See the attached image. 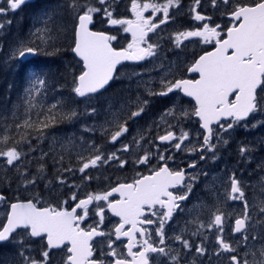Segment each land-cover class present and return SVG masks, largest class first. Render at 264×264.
I'll use <instances>...</instances> for the list:
<instances>
[{
	"label": "snow or ice",
	"instance_id": "1",
	"mask_svg": "<svg viewBox=\"0 0 264 264\" xmlns=\"http://www.w3.org/2000/svg\"><path fill=\"white\" fill-rule=\"evenodd\" d=\"M6 3L7 8L0 7V15L19 9L26 0H6ZM113 3L114 0H66V10L74 21L72 51L83 63L80 74L74 76L72 81L74 85L72 92L77 97L90 99L93 94L106 90V86H109L115 78L117 65L123 61L140 62L148 58L155 60L161 57L162 45L159 42H149L151 38L148 34L155 33L161 25L172 19L169 15L170 9H178L181 6V0H166L162 4L130 0V10L134 19H128L114 16ZM205 7H210L213 12L218 11L222 18L230 20L231 23L224 25L215 23L212 16L205 15L200 10ZM148 9L152 10V15L145 16V11ZM101 13L109 25H120L124 32L131 33L132 40L126 48L117 49L112 46V41L117 39L116 36L91 30L90 25H93L94 17ZM157 13H162L163 18L154 19ZM189 13L194 21L201 22L200 25L192 30L173 33L169 37V42L173 44V48H180L182 42L189 38H200V42L204 44H214L213 51L204 52L187 68L188 72L197 73L199 78L170 79L169 77L173 74V64L168 61L165 65L163 59L155 65V69L161 70L158 78L150 75L149 79L143 80L140 79L141 73H133L132 75L138 78L137 88L142 87L149 98L137 95L135 100L122 102L119 108H115L110 102L105 112L107 118L100 126L101 131L105 133L115 127L116 130L111 131L109 138V142L115 145L128 133V122L136 120L146 111L151 98L167 97L176 92L193 98L195 104L191 111L183 108H179L178 111V106L173 105L161 114L160 121L166 124L165 134L155 137V141L159 143L148 140V143L157 149V153L145 150L144 154L135 160V163L147 165L154 157H158L159 161L163 162L162 166L153 169L151 175L142 176L132 183L118 184L107 192L89 193L83 199H78L77 194L73 193L70 199L75 202V206L70 211L64 207L52 205L38 206L41 201L36 197L27 200L17 199L16 202L8 205L6 222L0 225V244L13 242L19 245L18 256L22 264H53V250H62L66 242L70 244V247H67L62 264H152L154 260L161 257L168 264H180L181 251L188 254L193 250L196 257H206L208 264H213V258L218 260L224 254H227V264H264V245L253 248L248 244L250 228L256 229L251 236L252 241L264 240V233L259 231L260 227H264V219L252 222L248 200L245 199L241 181L235 172L228 177L230 191L227 193V200L242 201L243 214L234 218V225L230 223L233 218L232 213H226L221 209L217 197V206L207 223L196 216L193 220L186 222L185 228L179 233L166 235V224L173 219L174 213L178 210L184 211L181 209V203L190 198L194 184L200 175L188 174L183 168L172 170L168 167L166 160H171L173 157L170 155L166 157L164 153L158 151L161 144L167 143L176 150H182V146L191 136L189 131L181 129L177 134L171 129L181 127V122L185 119L198 118L202 131H198L196 136H202V143H199L198 147L193 145L186 150L190 153H204L199 157L202 161L206 159L207 154L215 160L218 158V146L228 143L223 138L225 134L238 125H243L247 129L250 118H254L257 114L264 115V0H249V2L208 0L207 5L202 4V0H192ZM54 21V12L43 11L37 18V22L42 27L36 28L32 33L45 48L54 47L58 38ZM6 23L10 24L11 21ZM3 27L4 23H0V29ZM34 42L30 41V43ZM42 51L44 49L41 47L27 46L21 42L19 49L10 53L9 59L23 60L28 56H36ZM45 54L54 53L45 52ZM154 82L159 84L158 90L153 88ZM46 83L47 78L43 69L29 70L28 86L24 89V95L21 98L24 107L23 115L26 118L19 123L0 127V133H2L0 143L6 144L12 139L14 134H9L10 128L14 127L19 133V138L12 140L11 147L0 150V158H4L7 166H16L27 155L22 151L23 145L27 144L29 150H32L27 129L35 128L43 137L44 129L52 127L57 122L55 110L61 101L48 106L43 115L37 112V119H32V111L37 107V96L40 95ZM17 107L19 105L14 106L11 113L13 121L18 119ZM132 107H135V110L130 111V115H126L122 120L121 113ZM96 111L95 107H91L87 110V114L95 115ZM77 116L75 109L60 114L61 119L68 120ZM168 117L176 120L177 123L167 124ZM229 118L231 122H228ZM4 119L7 120L8 117ZM153 123L159 128L158 122ZM258 126H264V119L256 120L251 124L252 129ZM95 130V126L85 127V131ZM144 132L150 134L151 126ZM145 140L146 135L138 131L130 143L121 144L115 152L107 154L101 150L100 145L86 142L88 148L96 154L87 159L78 154L77 158L81 164L78 171L84 174L89 168H97L113 161H118L120 167H124L128 161L121 159L117 153H130L133 148L140 150L141 142ZM252 151L253 148L250 145L243 143L238 148L242 159L247 157L250 160ZM196 167L195 161L188 165L189 169ZM257 167L264 168V162ZM41 168H43L42 165ZM65 171L71 173L74 170L68 168ZM27 175V170L20 172L25 188L36 183V177L28 179ZM203 175L208 174L203 173ZM84 178L91 179L86 175ZM59 183L64 184L65 180L60 178ZM177 186L183 189L180 195L169 190ZM113 193H118L120 199L110 200L109 197ZM5 201L6 197L0 194V202ZM207 207L204 204L193 205V208L188 211L191 214L193 210ZM106 212H111L120 218L119 223L110 231L103 230ZM257 215L264 217V206L259 208ZM89 218H95V222L85 230L81 224ZM226 223L232 235H241V240L236 241L235 245L232 241L225 239ZM189 225H195V230L190 231ZM17 229L23 230L28 238H40L45 241L39 251V258L26 254L33 250L26 245L24 237L14 239ZM205 229L215 234L214 250L211 252L205 243L209 239L207 235H204ZM185 233H189L191 237H202L201 242L194 244L191 239L185 238ZM122 237L127 238L126 244L121 240ZM94 238H100L102 241L99 252L102 258L100 259L94 258ZM168 241L178 243L179 250L173 248ZM118 242L126 252L118 248ZM241 246L246 249L242 256L237 254ZM201 264H204L203 260Z\"/></svg>",
	"mask_w": 264,
	"mask_h": 264
},
{
	"label": "flooded vegetation",
	"instance_id": "2",
	"mask_svg": "<svg viewBox=\"0 0 264 264\" xmlns=\"http://www.w3.org/2000/svg\"><path fill=\"white\" fill-rule=\"evenodd\" d=\"M141 2H154V3L162 4L165 3L166 0H141ZM243 2H249V0H243ZM207 3L208 0H202V4L207 5ZM191 4H192V0H181V6L178 9L177 8L170 9L169 15L170 17H172V19L169 20L168 23L161 25L160 28H158L155 33L148 34L149 37L151 38L149 42L151 43L159 42L162 45L160 50L162 53L161 57H158L155 60L148 58L145 61H140V62H134V61L121 62V64H118L116 67L114 80L110 82L109 86H106V90H101L99 94H93L90 99L84 97H77L72 92L70 96L71 100H68L71 101L69 111H71V109L73 110L74 107L77 113L81 115V106L79 103H81L86 109L95 107L97 109L95 115H88L87 112L86 115L89 117L88 121H93V120L98 121L103 117H106L105 112L110 102L114 104L115 108H119L122 102H126L128 100H135L137 95H140L146 99L149 98L147 94L144 92L142 87L139 89L137 88L138 78L133 76L132 74L141 73L142 75L140 79L143 80L149 79L150 75L158 78L161 70L155 69V65L159 64L162 59L164 60L165 65H167L168 61H171L173 64V70H172L173 74L171 77H169L170 79H198L199 78L198 74L188 72L187 68L191 66V64L194 62L195 59H197L200 55H203L204 52L213 51L214 44H204L200 42V38H189L188 40H184L182 42L180 48H173V44L169 42V37L173 33L179 31H185V30H192L200 25L201 22L194 21L192 19V15L189 13V8ZM0 7L7 8L6 0H0ZM130 8H131L130 0H114V3L112 5L113 14L116 18L134 19V16ZM23 10L27 11L24 7ZM37 10L29 9L28 11L34 12ZM200 10L205 15L212 16L213 21L215 23H219L221 25L231 23L230 20L222 18L218 11L213 12V10L210 7H205ZM149 15H152L151 9L145 11V16H149ZM157 17L163 18V14L157 13L154 19H156ZM6 21H11V23L8 24L6 23ZM0 23H4V27L0 29V32L4 31L3 33L4 34L6 33L5 41L3 42V40L0 39V43L3 44L5 43L3 46L0 45V50L2 51L4 50V52H7L8 47L6 43H8L11 38L10 27L12 24V11H8L7 14L5 15H0ZM23 26L25 27L26 23L23 22ZM90 28L92 31L105 32L108 35L116 36L117 39L115 41H112V46L117 49L126 48L127 45L132 40L131 33L124 32L123 27L120 25H115V26L109 25L107 23V19L103 16L102 13L94 17V23L93 25H90ZM73 56H74V60L77 61V63L74 64L75 67V72L73 74L74 77L80 74V71L83 68V64L79 59L76 58L75 55ZM2 57L3 55H0V59H2ZM32 58L33 56L26 60H21V59L8 60L12 73L11 75H13V76L11 75L9 76L8 73V76L11 79H17L20 74V80L22 81L19 83V86H23L24 84L23 81L25 82L28 80L29 70L36 67L35 65L32 66L31 63ZM1 63L3 62L0 61V66ZM56 74H58V69H57V61L55 60L53 63V75L56 76ZM53 84L54 86L52 87V90L56 92L59 86L58 78L53 77ZM73 86L74 85L72 83L71 91ZM153 88L158 90L159 84L157 82H154ZM45 90L46 88L44 86V88L42 89V98H41L44 103L47 100L43 98L45 95L44 94ZM101 95H104L105 97L101 101H95L96 98H98ZM107 100H112V101H107ZM56 102L57 100L55 101V103ZM194 104L195 101L193 98L187 97L181 92L169 94L167 97L151 98V103L149 107L146 109V111L136 120L128 122L129 131L120 139L125 144L130 143L132 141L133 136H136L137 132L139 131L141 132V134L146 135V140L141 142L142 148L140 150L133 148L130 153H123V152L117 153V155L120 156L121 159L128 161V163L124 167H120L118 161H113V162H109L108 164H102L97 168H89L86 170L84 174L78 171V168L81 166V164L78 161V158L76 157L77 156L76 153L81 149H87L86 151L85 150L83 151V155L85 159H87L91 155L96 154L95 152L92 151V149L88 148V144L86 142H94L96 145H100L101 150L104 151L106 154L115 152L118 148H120L121 143L118 142L115 145L111 144L109 140H106L107 137L106 135L108 134L97 130L92 133H86L85 135H81L77 133L79 132V130H77V125L80 120H77L76 118L69 120L70 130L73 131L72 138L74 139L75 144L74 147L72 148L71 153L68 156V163L69 166L73 165L72 167H69L74 170L72 173L80 176L78 179H76L75 177L73 178V182L71 185V189L74 186L73 193L77 194L78 199H83L89 193L96 194V193L107 192L110 191L113 187L118 186V184L132 183L135 179H139L142 176L151 175L153 169L162 166L163 162L159 161L158 157H154L147 165L135 163V160L137 159L138 156L143 155L145 150L153 153H157V149L154 147V145L149 144L148 140L155 141V137L157 135L165 134L166 124L160 121L161 114L164 113L167 109L173 107V105L178 106L177 109L178 111L179 108H183L187 111H191ZM132 110H135V107H132L130 110H126L125 112L121 113V119L123 120V118L126 115H130V111ZM257 116H259L260 118L255 119ZM261 119H264V115L257 114L254 118L249 119L248 124H251L253 122H256V120H261ZM166 120H167V124L175 125L177 123V121L172 119L171 117L166 118ZM154 121L160 124L159 128H157L156 125L153 123ZM228 122H231L230 118ZM149 126H151L150 134L144 132V130L148 129ZM184 127L191 128L190 130H188L191 133L189 142L195 140L197 142V147H198L199 143H202V136L200 137L196 136V133L198 131H202L199 127L198 118H192L191 120L185 119L181 122V127L173 128L171 130L179 134L181 129H183ZM112 128L115 129V127ZM231 131L236 132L237 135L243 136L242 138L237 139L239 142V147L242 143L247 145V142L245 140L246 137V139L249 142V145L253 148V151L250 153L251 159L249 160L247 157L244 158L243 168L246 177V181L244 185L245 187L247 185L246 187L247 191L249 193L256 192L253 195L245 196V199L248 200V203L250 207H252V210L254 209V211L249 213V215L252 216V222H255V220L257 219H264V217H260L257 215L259 208L261 206H264V194L257 193V192H263L264 190V180H262V178H264V168L257 167V165H260L262 162H264V126H258L254 130L248 129L247 131H244L240 129L238 125L234 129L230 130L229 133L225 134L224 137H230ZM155 142L159 143L158 141ZM188 146H189L188 144H185L184 146H182L183 150H176L171 145L164 143L161 144L158 151L160 153H164L166 157L169 155L173 157V159L171 160H166V163L170 169L179 170L183 168L186 170V173H192V172L196 173L199 170L200 163L202 161L200 160L199 157L201 154L204 153L196 152V154H199V156L196 157V159L189 161L188 158L190 157V152L186 150ZM234 147L235 144L234 142L231 141H229L225 145L218 146L217 153L219 154L220 157L219 161L220 162L225 161L226 167L230 165L236 166V163L239 162L236 161V159L241 158L240 154L234 153L235 151ZM193 161L196 162L197 167L195 169H189L188 165L193 163ZM77 165L80 166L78 167ZM219 169H226V168H224V166H221V164H219ZM85 175L91 177V179L85 180L84 178ZM229 185L230 184L228 183V186ZM169 190L173 191L174 194L177 195H180L183 192L181 186H177L176 188H170ZM2 194L5 196L4 193ZM72 194L63 195L62 197H59V199L55 200V202L58 204V207H62L63 205L66 204L64 208L67 209L72 208L75 205V202H73L70 199ZM109 199L118 200L120 199V196L118 193H113V195L109 197ZM62 201H67V203H64L62 205ZM51 202H53V200ZM236 202L243 203L242 201L227 200V204L223 206L224 209L222 210L227 213L228 210L232 207V205ZM190 204H191V200L189 199L181 203V209H184V211L178 210L176 213H174L173 219L170 220L168 224H166L165 226L166 235L171 236L174 235L175 233H179L182 229L185 228L186 222L193 220L196 216H199L200 220H203L205 223H207L211 217V213L215 211L216 208L213 205L208 204L209 206L207 205L208 206L207 208H200L197 210H193L190 214L188 211V209H192ZM253 205H255V207H253ZM239 215H242V213L233 214L232 215L233 218L231 219L230 223L234 225V218ZM119 219L120 218L116 217L113 213L106 212V219L103 225V230L110 231L111 229H113V227L119 223ZM94 222H95V218H89L81 224V227L87 230L89 225H93ZM189 229L190 231H194L195 225H189ZM255 231L256 229H251V228L249 229L248 244L250 247L259 248L261 245H264V240L257 239L256 241H252L251 236L252 234L255 233ZM259 231L264 233V227H260ZM204 235H207L209 237V239L205 243L209 248V251L211 252L214 250L215 234L213 231H209L205 229ZM224 236L226 240L232 241L234 245L236 241L241 240L240 234H235V235L231 234L227 223L225 225ZM185 238L191 239L194 244H199L202 239V237H191L189 233H185ZM94 240H95L94 258L100 259L102 258L99 255L102 241L100 240V238H94ZM121 240L123 241L124 244L127 243L126 237H122ZM35 241H39L41 243L40 248L36 252L37 255H35L37 258H39L38 257L39 251L42 249L45 241H42L40 239H35ZM168 243L171 244L173 248L179 250L180 246L178 243H173L172 241H168ZM117 246L121 251L126 252V250L122 248V245H120L119 242ZM67 247H70V244L66 243V246H62V250L61 249L53 250L52 257L54 258L56 263L57 261H59V263L62 264V259L67 252ZM135 250L136 249H134V251ZM245 250L246 249L243 246H241L237 254L242 256ZM201 260H203L204 264H208L207 258L196 257L194 254V250L192 253H188V254H185L183 251H181L180 264H189V262H191V264H201ZM152 264H168V262L161 257L158 258L157 260H154ZM213 264H227V254H224L218 260L216 258H213Z\"/></svg>",
	"mask_w": 264,
	"mask_h": 264
},
{
	"label": "rangeland",
	"instance_id": "3",
	"mask_svg": "<svg viewBox=\"0 0 264 264\" xmlns=\"http://www.w3.org/2000/svg\"><path fill=\"white\" fill-rule=\"evenodd\" d=\"M33 0H26V4L22 5L19 9L12 11V24L10 27V31H11V38L10 41L8 43H6L7 45V52H4V50H0V55H3L2 59H0L1 62V66L0 68L4 71H6L7 73H9V76L12 74L11 73V69H10V65H9V56L10 53H12L14 50H18L20 47L21 42H23V44L30 46L29 45V37L33 38L32 33L35 31L36 28L42 27V25L40 23L37 22V18L41 15V13L45 10H50L53 6H48V5H41L40 7H38L37 11H28L26 5L30 2H32ZM23 7L29 12V14L27 15V11L23 10ZM24 11L26 13H24ZM26 21V26H23V22ZM4 31L0 32V39L3 40V42L5 41L6 37L5 34L3 33ZM35 41L39 42L37 40V38H35ZM5 44V43H4ZM3 43H0V45H4ZM33 47V46H32ZM8 63V64H7ZM5 72V73H6ZM13 76V75H11ZM22 80H20L21 82ZM15 85L17 86V82L18 80L15 81ZM23 86H19V88H17L15 92V94L13 96L17 97L16 101H19L21 104V112H22V117L23 119H25L26 117L23 115L24 113V107L22 105V97L24 95V89L28 86V80L27 81H23ZM20 92V93H19ZM105 96L101 95L98 98H96L95 101H101ZM39 98H42V90L40 95L37 96V100L36 102L39 100ZM91 101V100H89ZM107 101H112V100H107ZM41 107L43 106V104L40 102ZM81 106V115L78 114V116L76 117L77 120H80L78 125H77V130H79V134L81 135H85L86 133H92L94 131H85V127H92L95 126V129L97 131L103 132L100 129V126L102 124H104V121L106 120L107 117H103L102 119L96 121H88L89 117L86 115V112L88 109H86L81 103H79ZM40 107V108H41ZM99 108V107H98ZM123 113V112H122ZM11 114H9L7 117H10ZM260 117L257 116L255 119H259ZM255 123V122H253ZM252 124V123H251ZM251 124H249V127L246 129L245 127H243V125H239V128L247 131L248 129L254 130L251 128ZM190 127H184L183 130L184 131H188L190 130ZM256 129V128H255ZM95 130V131H96ZM116 129L111 128V131H115ZM111 131L107 132L108 135H106V140H109L110 135H111ZM105 133V132H103ZM56 134V135H55ZM72 134L73 131L70 130V123L68 124V129L67 132L64 133L63 131H54L51 132L50 134H46L44 135L42 138L39 137L37 139H39L38 144H34L32 146V150L28 151L27 155H25L21 161L18 162V164L16 166H21L23 167V170H27V178L31 179L33 177H36V183L34 185H29L27 188L24 187V185L22 184V187L19 188L21 189L20 194L21 196H25L26 198L29 199H33L34 197L38 198L41 203L39 205L41 206H47L46 204H42V202H48L50 201V203L53 206L58 207L57 203H54L55 200L59 199V197H62L63 195H68V194H72L74 191V186L71 189V185L73 182V178L75 177L76 179H78L80 176L75 175L74 173H69V172H65V175H59L58 173L54 176V177H49V179H46V177L41 173V170L38 169V167H41L39 165H41V163L43 162L44 158L46 156H48L51 152V156H54V164H58L59 161H63L65 166L67 167L66 169H68L69 167H72L73 165L69 166L68 163V156L72 151V148L74 147V139L72 138ZM50 135V136H49ZM58 135V136H57ZM47 136V138L45 139V137ZM51 137V138H50ZM243 136L241 135H237L236 132L231 131L230 132V137H224L223 138L225 140H227L228 142H234L235 144V154H239L238 152V148H239V142H238V138H242ZM0 138H2L1 134H0ZM55 138V140H54ZM52 140V141H51ZM245 140L247 142V145H249L248 140L245 137ZM46 141V144H45ZM50 142V143H49ZM55 142V143H52ZM119 142L121 144H125L124 142H122L121 140H119ZM45 146H44V145ZM185 144H188V148L192 147L193 145L197 146V142L195 140H192L191 142L187 141L185 142ZM54 148L52 151H49L50 148ZM55 145V146H54ZM221 146V145H220ZM57 147V148H56ZM47 150V151H46ZM183 150V149H182ZM53 151H55L53 153ZM83 151L84 149L79 150L76 153V157H78L79 155H83ZM47 153V155H43V153ZM37 153V154H36ZM43 155V156H42ZM40 157V161L36 158ZM84 156V155H83ZM199 154H196V152H191L190 153V157L188 158L189 161H192L194 159H196V157H198ZM218 158L217 159H212L210 154L206 155V159L201 161L200 163V168L199 170L195 173H188V174H200L199 175V179L196 181V183L194 184L193 187V192L189 198V200H191V204L190 206L193 208V205H201V204H211L214 207L217 206V197L218 200L220 202V207L221 209H224L223 206H225L227 204V193L230 190V185L228 186V177L235 172L237 178L241 181V186L245 192V196L247 195H253L256 192H248L244 183L246 181V177H245V173H244V168H243V164H244V158H239L236 159V161H239L236 163V166H228L226 167L225 164L226 162H220L219 161V154L217 153ZM43 157V158H42ZM62 157V159H61ZM75 157V158H76ZM35 158V159H34ZM60 159V160H59ZM40 163H38V162ZM52 161V160H51ZM58 161V162H57ZM0 164H4V158H0ZM39 164V165H38ZM219 164H221V166H224V168L226 169H219ZM239 164V165H238ZM78 166V165H77ZM80 166V165H79ZM78 166V167H79ZM203 173H207L208 175L205 176L203 175ZM63 178L65 180L64 184L59 183V179ZM209 185H211V187H209ZM183 190V189H182ZM257 193H263L264 194V190L263 192H257ZM53 200V202H51ZM222 202V204H221ZM64 204V201H62V205ZM49 205V204H48ZM66 205V204H65ZM65 205H63L62 207H64ZM209 206V205H208ZM254 209L252 210V207H250L249 205V213L253 212ZM7 212V205H3L0 208V219L5 218V214ZM227 213H232L233 214H239L242 213L243 214V203H234L232 205V207L228 210ZM20 237H24L25 239V243L27 246H30L31 249L33 251H31L30 253H26V254H30V255H37L36 252L37 250L40 248V242L39 241H35L31 238H28L25 235V232L22 230V232H18L14 239L18 240ZM18 251H19V245L10 242V245L7 246L6 248V254L4 256L5 260L7 259L8 261L11 262V264H22V261L20 259V257L18 256ZM39 257V254H38ZM2 258V257H1ZM1 259L0 264H7V262H3V259ZM20 261V262H18ZM54 258H53V264H60L59 261L54 262Z\"/></svg>",
	"mask_w": 264,
	"mask_h": 264
},
{
	"label": "trees",
	"instance_id": "4",
	"mask_svg": "<svg viewBox=\"0 0 264 264\" xmlns=\"http://www.w3.org/2000/svg\"><path fill=\"white\" fill-rule=\"evenodd\" d=\"M41 5L53 6L51 8V11L55 13L54 28L56 30V35L58 38L56 40L54 47L45 48L44 45L35 41L36 38L35 36H33V38L29 37L30 41H35L34 43H30L29 41L30 46L41 47L44 49V51H42L40 54L34 56L31 59L32 66L35 65L36 66L35 68L43 69L47 78V83L45 85L46 90L44 91L45 94L44 99L47 100L44 103L42 99L39 98L38 102H36L37 107L32 111V119L33 120L37 119L36 117L37 112H40L41 115H43L44 111L47 110L48 106L54 104L56 100L61 101V103L58 105L57 109L55 110L57 122L52 127L44 129V131L46 132V133L44 132V135L49 134L50 132H54L56 130L60 132L63 131L64 133H66L68 129L69 120L61 119L60 114L69 112L70 104H71L70 103L71 101L68 100H71L70 98L72 93L71 86H72L73 74L75 72L74 64L77 63V61L74 60V56L72 55V51H71L72 45L74 43V32H73L74 21L72 19L71 14L66 10V0H33L31 3L29 2L26 5V7L27 10L29 9L37 10V8L40 7ZM61 5H64V7H60ZM24 13L26 12L24 11ZM28 14L29 12L27 11V15ZM24 23H26V21H24ZM56 49H58V51H56ZM45 52H52L54 54L47 55L45 54ZM55 60L57 61V69H58V74H56V76L53 75V63ZM5 72L6 71L0 68V127H5L8 124L19 123L23 120L22 112L20 110L21 109V104L19 102L20 100L17 99V97L13 96L15 94L14 91L17 90L20 83V74L17 79H11L8 76V73ZM53 77L58 78L59 81L58 90L56 92L52 90V87L54 86ZM16 80H19L17 82V86L15 85ZM10 85L11 88H9ZM40 102L43 104L42 107ZM17 105H19V107L16 108L18 119L13 121V119L10 116L8 117L7 120H5L4 117H7L9 114H11L14 106ZM21 131L24 130L21 129ZM27 131L29 133V141L31 143V146H33L34 144H38L39 139L37 138L41 137L39 135V132H37L35 128L27 129ZM0 134L2 136V133ZM9 134H14V135H12V139L9 140L6 144L0 143V150H6L8 147H11L12 140L19 138V133L16 132V129L14 127L9 129ZM50 150L51 151L53 150L52 145ZM22 151L28 153L29 148L27 144L23 145ZM50 154L48 155L47 158L45 157V159L43 160L44 163L43 162L41 163L43 168L38 167V169L41 170V173L46 177V179H49V177H54L57 173L59 175L61 174L62 176L65 175L66 172L65 169L67 167L65 166L64 162L59 161L58 164H54L53 162L54 158H52L53 156H51ZM46 164L50 166H47ZM20 172H24L23 167H21L20 165L7 166L5 163L0 164V192L4 193L6 197V201L3 203L4 205H7L8 202L11 200L26 198L25 196H21L20 194L21 189L19 188H21L23 184L22 178L20 176ZM54 203L56 202L54 201ZM42 204L47 205L51 203L50 201H48V202H42ZM3 220H4V216L3 218L0 219V225H2ZM18 232L20 233L22 231L20 230ZM9 245L10 242L0 244V262L1 259L4 258L6 254V248ZM3 262H7V264H11V262L8 261L7 259L5 260V258L3 259Z\"/></svg>",
	"mask_w": 264,
	"mask_h": 264
},
{
	"label": "bare ground",
	"instance_id": "5",
	"mask_svg": "<svg viewBox=\"0 0 264 264\" xmlns=\"http://www.w3.org/2000/svg\"><path fill=\"white\" fill-rule=\"evenodd\" d=\"M13 86V85H12ZM20 93V92H19ZM44 98V97H43ZM38 102V101H37ZM73 109H74V107H73ZM72 110V109H71ZM80 112V111H79ZM79 114V113H78ZM58 128V127H57ZM53 130V129H52ZM56 130V129H55ZM47 131V130H46ZM57 131V130H56ZM45 132V131H44ZM46 133V132H45ZM51 133V132H50ZM49 133V134H50ZM56 135V134H55ZM38 136V135H37ZM50 136V135H49ZM58 136V135H57ZM39 137V136H38ZM42 138V137H41ZM47 138V136L45 137V139ZM51 138V137H50ZM42 139H44V138H42ZM54 140H55V138H54ZM52 141V140H51ZM50 143V142H49ZM52 143H55V142H52ZM45 144H46V141H45ZM44 145V144H43ZM45 146V145H44ZM55 146V145H54ZM57 148V147H56ZM54 149V148H53ZM47 151V150H46ZM49 151H51V150H49ZM55 151H53V153H54ZM46 153H49V152H46ZM51 153V152H50ZM37 154V153H36ZM51 155V154H50ZM43 156V155H42ZM48 156H46V158H47ZM36 158H37V156H36ZM40 157H38L37 159L40 161V159H39ZM43 158V157H42ZM52 158H54V156L52 157ZM51 158V159H52ZM35 159V158H34ZM45 159V158H44ZM60 160V159H59ZM49 161V160H48ZM38 162V161H37ZM41 162V161H40ZM51 162V161H50ZM58 162V161H57ZM39 163V162H38ZM44 163V162H43ZM47 163V162H46ZM40 164V163H39ZM38 164V165H39ZM56 164V163H55ZM42 165V164H41ZM41 165H39V166H41ZM47 166H50V165H48V164H46ZM45 166V165H44ZM55 166V165H54ZM53 166V167H54Z\"/></svg>",
	"mask_w": 264,
	"mask_h": 264
},
{
	"label": "water",
	"instance_id": "6",
	"mask_svg": "<svg viewBox=\"0 0 264 264\" xmlns=\"http://www.w3.org/2000/svg\"><path fill=\"white\" fill-rule=\"evenodd\" d=\"M96 32H100V31H96ZM73 47H74V45H73ZM72 47V48H73ZM73 52V51H72ZM74 55H75V53H73ZM76 56V55H75ZM30 57H32V56H28V57H26L25 59H23V60H26V59H28V58H30ZM76 58L77 59H79L80 61H81V59L78 57V56H76ZM82 62V61H81ZM83 64V63H82ZM13 202H16V200L15 201H11V202H9V205L11 204V203H13ZM1 203V202H0ZM75 206V205H74ZM73 206V207H74ZM9 210V208H7V211ZM69 211L71 210V208L70 209H68ZM6 222V216H5V219H4V221H3V223H5ZM17 230H19V229H17ZM67 243V242H66Z\"/></svg>",
	"mask_w": 264,
	"mask_h": 264
}]
</instances>
